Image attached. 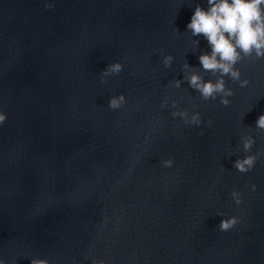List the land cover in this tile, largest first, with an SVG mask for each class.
<instances>
[{
    "label": "water",
    "instance_id": "obj_1",
    "mask_svg": "<svg viewBox=\"0 0 264 264\" xmlns=\"http://www.w3.org/2000/svg\"><path fill=\"white\" fill-rule=\"evenodd\" d=\"M197 5L208 7L0 0V264H264V59L236 65L246 87L224 77L227 107L172 86L192 71L219 75L200 64L207 40L187 31ZM248 155L255 165L240 173L233 165Z\"/></svg>",
    "mask_w": 264,
    "mask_h": 264
},
{
    "label": "clouds",
    "instance_id": "obj_2",
    "mask_svg": "<svg viewBox=\"0 0 264 264\" xmlns=\"http://www.w3.org/2000/svg\"><path fill=\"white\" fill-rule=\"evenodd\" d=\"M207 9L197 5L191 22L187 25V31L191 32L193 37L203 36L211 48L210 54L199 56L200 64L205 72H210L217 76L215 82L208 80L196 71L184 75L183 81L174 80L172 86L180 88L182 82H187L189 86L196 90L204 101L216 100L220 96V103L227 107L230 104L228 97L234 95L233 91L226 87L224 77H229L234 83L239 82L241 87L248 85L247 80H241V72L236 65L241 61L253 57L264 59V0H207ZM50 7V5H47ZM197 46L199 41H195ZM174 57L168 55L164 57L163 63L166 68H170ZM184 68L190 69L186 63ZM195 69V68H191ZM123 70L121 63L108 65L101 71V82L103 78L111 75H118ZM126 103L123 94L118 97H112L108 102V107L112 110H119ZM162 106H167V101ZM172 107L176 108L177 103L172 102ZM174 117H180L186 124L199 126L201 124L200 114L197 112L191 117L187 111H174ZM6 120L4 114H0V124ZM211 124V121H209ZM256 128L264 131V115H261ZM242 143L245 152H249L255 143L251 136L243 137ZM257 156L248 155L243 159H237L233 165L240 173L250 171L256 162ZM164 167H171V159L162 162ZM255 190V185L251 186ZM235 203H241L240 194L232 192ZM223 216V213H218ZM236 217L222 219L218 225L220 231L227 232L232 230L238 223ZM31 264H48L47 260L33 258Z\"/></svg>",
    "mask_w": 264,
    "mask_h": 264
}]
</instances>
